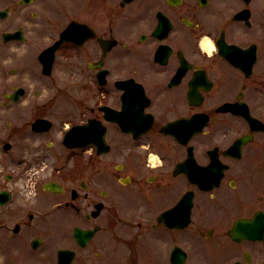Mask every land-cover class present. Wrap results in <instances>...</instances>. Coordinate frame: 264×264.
<instances>
[{"label":"flooded vegetation","instance_id":"obj_1","mask_svg":"<svg viewBox=\"0 0 264 264\" xmlns=\"http://www.w3.org/2000/svg\"><path fill=\"white\" fill-rule=\"evenodd\" d=\"M8 1L0 264H264V0Z\"/></svg>","mask_w":264,"mask_h":264},{"label":"rangeland","instance_id":"obj_2","mask_svg":"<svg viewBox=\"0 0 264 264\" xmlns=\"http://www.w3.org/2000/svg\"><path fill=\"white\" fill-rule=\"evenodd\" d=\"M9 6V1L8 0H0V10L3 8H7ZM13 24L12 19L10 18L9 20L3 21L0 19V44H1V35L3 32L8 31L10 26ZM39 32H36L32 29L27 32V40H35L40 38ZM16 49V48H14ZM18 51V49H16ZM18 55H20L18 53ZM24 58H22L23 60ZM3 61L0 60V106L2 103L6 100L5 99V94L10 93L13 87H23L26 89H30L32 91L33 88H51L54 85H59L63 86V84H67L63 76L61 75H54L51 79L46 78L43 75H10V71L12 68L18 67L20 64L18 62L16 64L14 63H4ZM32 88V89H31ZM29 98L25 101H20L19 104L15 105L16 107L14 110L11 111V113L8 114H1L0 113V163H2L1 167L2 168H9V167H14L13 165H10V160L8 157L4 156L2 158V142L6 141L8 138L7 136L10 135V129L9 126L7 125L6 121L12 120L11 114L17 110H23L26 107V104H28ZM20 161V160H19ZM0 167V168H1ZM157 232V231H156ZM158 232H160L158 230Z\"/></svg>","mask_w":264,"mask_h":264},{"label":"water","instance_id":"obj_3","mask_svg":"<svg viewBox=\"0 0 264 264\" xmlns=\"http://www.w3.org/2000/svg\"><path fill=\"white\" fill-rule=\"evenodd\" d=\"M68 34H71V32H68ZM11 36H9V35H5L4 36V38L7 40V39H9ZM70 39L71 38V35H69V36H65V37H63V39ZM21 94H22V92H21ZM19 94L18 95H16V97H14V101H17L18 99H19ZM82 127H76V128H73L72 130H70V132H68V134L66 135V138H65V143L68 145V146H79V145H86V144H88L87 142H88V140H87V138H82V139H79V138H77L76 136H77V132L79 131V132H81L83 129H81ZM168 214H170V213H167V214H165L164 215V217H167L168 216ZM165 224H167L168 226H170V223L168 224V223H165Z\"/></svg>","mask_w":264,"mask_h":264},{"label":"bare ground","instance_id":"obj_4","mask_svg":"<svg viewBox=\"0 0 264 264\" xmlns=\"http://www.w3.org/2000/svg\"><path fill=\"white\" fill-rule=\"evenodd\" d=\"M205 46H208V47L210 46V48L212 47V46L210 45V42H208V41L205 42Z\"/></svg>","mask_w":264,"mask_h":264}]
</instances>
